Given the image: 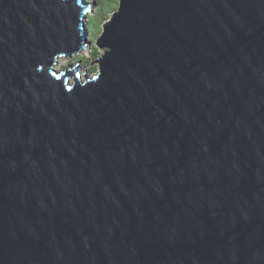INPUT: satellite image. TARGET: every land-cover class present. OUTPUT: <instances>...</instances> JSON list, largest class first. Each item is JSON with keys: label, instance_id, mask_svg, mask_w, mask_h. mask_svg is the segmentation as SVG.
<instances>
[{"label": "water", "instance_id": "water-1", "mask_svg": "<svg viewBox=\"0 0 264 264\" xmlns=\"http://www.w3.org/2000/svg\"><path fill=\"white\" fill-rule=\"evenodd\" d=\"M92 4L0 0V264H264V0H119L83 80Z\"/></svg>", "mask_w": 264, "mask_h": 264}, {"label": "rangeland", "instance_id": "rangeland-1", "mask_svg": "<svg viewBox=\"0 0 264 264\" xmlns=\"http://www.w3.org/2000/svg\"><path fill=\"white\" fill-rule=\"evenodd\" d=\"M105 2H106V4H105L106 7L104 6L103 3H100L101 7H100L99 4H97V5L96 4H94V5L92 4L90 6V9L92 11L95 10V9H98L95 22H101V19H102V16H103L104 12L106 14L111 9V7H112L111 1L110 0H105ZM92 14L93 13L91 11L87 13V15H89V16H91ZM86 21H88V18L86 19ZM91 27H93V25H91ZM93 29H95V27ZM102 29H103V27H102ZM103 53H104V50H101L98 47L97 43L96 42H93V43H90L87 46V49L86 50L81 51V53L79 55H76L73 58H69V57L61 58L59 60L58 65L56 66V68L59 69V70H63L65 68L69 67V66H74L75 64H77V63H75L74 60L77 59L78 57H82L85 60H90L91 61L90 64H87V62H85V64H82V63L79 64L80 67H81V77L84 80L86 73L91 77V76H93L94 74H96L98 72L99 63L97 62V59ZM92 65H94V66H92Z\"/></svg>", "mask_w": 264, "mask_h": 264}, {"label": "trees", "instance_id": "trees-1", "mask_svg": "<svg viewBox=\"0 0 264 264\" xmlns=\"http://www.w3.org/2000/svg\"><path fill=\"white\" fill-rule=\"evenodd\" d=\"M86 1L88 3L89 2L95 3L96 5L97 4L100 5V3H103L104 6L106 7L105 0H98V1L97 0H92V1L91 0L90 1L89 0H86ZM110 1L112 3V7H111V9L106 14L104 12V14L102 16V19H101V22H95L98 9H95V13L93 12V14L91 16L88 15V21H86V25H87L88 32H89V41L91 43L97 42V39L99 38V36L102 33V27H103L104 22H106L111 17V15L118 9L119 0H110ZM100 7H101V5H100ZM91 25H93V27H91ZM94 27H95V29H93ZM74 61H75V63L81 62L82 64H85V62H87V64H90L91 63L90 60H85L82 57H78Z\"/></svg>", "mask_w": 264, "mask_h": 264}, {"label": "bare ground", "instance_id": "bare-ground-1", "mask_svg": "<svg viewBox=\"0 0 264 264\" xmlns=\"http://www.w3.org/2000/svg\"><path fill=\"white\" fill-rule=\"evenodd\" d=\"M86 2H87V1H86ZM89 7H90V6H89ZM90 11H91L92 13L94 12V10L92 11V10L89 8V9H88V12H90ZM86 33H87L88 36H89V32L87 31V29H86ZM82 51H83V50H82Z\"/></svg>", "mask_w": 264, "mask_h": 264}, {"label": "flooded vegetation", "instance_id": "flooded-vegetation-1", "mask_svg": "<svg viewBox=\"0 0 264 264\" xmlns=\"http://www.w3.org/2000/svg\"><path fill=\"white\" fill-rule=\"evenodd\" d=\"M81 63V62H80Z\"/></svg>", "mask_w": 264, "mask_h": 264}, {"label": "snow or ice", "instance_id": "snow-or-ice-1", "mask_svg": "<svg viewBox=\"0 0 264 264\" xmlns=\"http://www.w3.org/2000/svg\"><path fill=\"white\" fill-rule=\"evenodd\" d=\"M43 70V69H42Z\"/></svg>", "mask_w": 264, "mask_h": 264}]
</instances>
